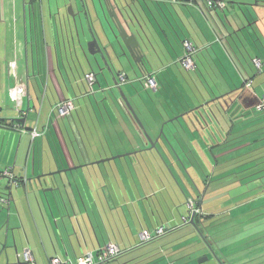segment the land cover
<instances>
[{"label": "crops", "instance_id": "1", "mask_svg": "<svg viewBox=\"0 0 264 264\" xmlns=\"http://www.w3.org/2000/svg\"><path fill=\"white\" fill-rule=\"evenodd\" d=\"M180 3L178 5H184L180 7L181 11L177 10L178 5L175 3L177 11L173 14L180 25L177 17L185 22V25H181L185 35L181 33V39L178 40L182 54V39L196 42L192 36L194 29L190 28V25L193 28L196 24L199 25V18L204 21L203 27L210 35L213 34L210 26L216 32L212 19L220 29L222 28L213 15L215 9H209L212 16L210 19L199 0H185ZM66 5L67 0H0V118L5 120L4 123L21 124L26 130L22 134L0 127L1 138L4 135L5 141L7 139V144L4 141L0 146V197L9 199V204L0 203V264H51L52 258L62 261L70 258L75 263L77 257L90 251L96 252L110 240L119 243L122 249L112 264H191L190 254L181 261L177 256L183 250L177 252V242L183 233L176 218H169L164 235L154 236L148 241L138 238L143 230L152 231L165 225L157 216L161 214L163 204L158 200L156 211L155 202L151 201V197L160 192V186L152 185L151 192L149 190V193H145L146 196L136 198L135 177L141 175L140 179L144 181H140L141 185L146 184L145 181L149 186L151 183L152 173L147 172L143 165L148 158L142 156L140 159L137 156L135 161L132 155L121 156L125 157L126 161L120 168L125 174L122 185L114 168H102L101 164L108 162L107 160L96 163L104 156L94 150L98 144L93 141V135L92 138L89 136V144H86L87 140L81 128V125L84 128V122L82 119L77 122L73 114L75 109L77 110L75 98L78 93L75 85L78 80H74L75 75L72 77L70 71L75 57L82 61V57L84 58L77 38L81 39L83 46L85 45L79 29L72 23L70 14L64 11ZM221 19L226 25L225 20ZM203 33L207 37L206 33ZM217 38L212 42L206 39L207 45L203 39L199 45L194 43L197 49L196 66L191 79L198 84L196 94L199 100L211 97L214 99L211 103L204 102L200 107L197 106L195 113L186 121L190 129L185 127L192 131L189 135L193 140L203 139L206 141L205 145L223 148L222 151H226L225 148L230 149L223 155L222 162L225 164L233 160L235 166H228L226 169L224 165V175L227 174L226 171L232 173L237 170L238 173L243 172L238 176L242 183H249L247 181L257 178L253 175L264 170V112L258 111L255 105L264 94V55L253 57V62L256 58L261 59L262 66L258 69L255 65L258 71L252 76L238 65L225 46L224 38L219 35ZM217 40L222 41V46L217 45L215 48L214 42ZM211 48L216 56L210 51ZM201 51H208L204 56L211 66H217L216 59L220 57L218 61L220 60L221 66H217L216 71L207 69L212 79L219 82L218 90L206 85L204 87L201 83L202 79L208 84L200 71ZM145 54L146 59L142 66L148 70L143 72L138 62L139 73L141 76L146 72L153 74L158 77L160 84L164 82L160 73L169 74L165 69L173 68L181 57L174 44L165 45L163 42L158 48L145 50ZM236 56L241 61L239 55ZM15 58L16 67L12 64ZM242 65L245 68V65ZM119 73L125 74L126 82L130 80L128 74L121 71L117 64L118 80ZM105 76L108 80L106 71ZM18 79L25 80L26 86L22 93L15 96L13 89ZM101 90L105 92L104 89ZM129 91L137 96V91L131 88ZM94 94L96 96V91ZM67 98L74 99L75 108L70 117L63 118L68 119L82 154L74 150L75 143L71 140L69 142L66 137V131L70 134L67 123L52 112L55 104ZM215 107L221 114L214 110ZM168 109V115L173 113L170 107ZM209 110H212V114ZM213 114L218 124L212 117ZM126 115L127 119H131L127 112ZM15 117H25L26 120L22 124L14 121ZM125 119L122 116L125 123L123 129H128L129 124ZM171 126L172 124L166 123L165 128L172 130ZM177 127L183 130L178 124ZM32 130L41 134L33 138L30 133ZM209 130L211 132L208 133ZM17 136H20L18 146ZM23 136L29 137L31 144L28 152L21 154ZM55 146L58 154L54 151ZM235 147L242 150L233 154ZM117 158L120 157L115 159ZM112 160L114 159L109 161ZM59 170L61 173H57ZM106 171L114 173L118 185L111 186L104 180L107 177ZM51 172L54 174L48 175ZM158 173L153 175L155 179H159ZM38 176H41L42 184L36 180ZM30 179H33L32 183ZM258 184L259 182H254L248 185V188L259 187ZM215 195L207 201L208 206L214 204ZM256 196L262 197L264 193L258 192ZM203 202H200V206ZM200 209L199 207L198 210ZM28 247L32 249L34 256L31 262L25 261L22 254Z\"/></svg>", "mask_w": 264, "mask_h": 264}, {"label": "rangeland", "instance_id": "2", "mask_svg": "<svg viewBox=\"0 0 264 264\" xmlns=\"http://www.w3.org/2000/svg\"><path fill=\"white\" fill-rule=\"evenodd\" d=\"M140 1L143 2V0ZM199 1L208 17L211 19V12L208 8L206 0ZM229 1L230 0H227L228 9H219L217 11L213 10V15L222 29L218 27L214 19L211 21L213 22L216 32L210 26V30L213 33L211 35L204 29V21L200 18L197 20L199 25L196 24L194 28L192 25H190V28L194 29L192 30V36L194 37L193 39H196V42L194 41V43L199 45L201 39H203L204 42L206 39L212 42L214 41L213 39H218L217 35L221 36L224 38L223 40L225 46L231 55L236 59L238 65L242 67L245 73L247 70L250 75L254 76L258 70L256 69L253 62V57L255 55H264V0H259L258 5L255 0H240L247 4H236ZM67 2L68 5L64 7V11L70 14L69 5L73 6L75 18L72 14H70V18L73 25L77 27L76 29H79L80 31L81 38L83 39V43L85 45L84 48L86 49L88 56L93 58L88 51V41L91 37V34L86 17L82 10V2L81 0H67ZM149 5L152 8L155 7L152 1L149 2ZM162 6L167 11L170 19L174 22V18L169 12L170 10L175 12V5L173 6L170 0H168L167 4L162 3ZM176 7L177 10H180L179 6ZM188 16L190 17V15ZM221 18L225 20L227 26L223 23ZM177 19L181 22L180 17H177ZM159 20L161 23V29L167 30L166 33L168 35L165 34L164 31L157 33L156 31H153L152 28L148 29L151 43L149 44L147 41L148 46L143 45L144 50H152L154 47L158 48L162 42L165 45L168 43L170 45L172 43L174 44L177 53H179L178 55H180L181 52L178 43L179 36L177 35L174 37L173 33L167 29L168 26L165 24L163 19L159 18ZM185 29L187 30V28ZM186 32L188 33V31ZM203 32L206 33L205 35L207 37L204 36ZM207 41L205 42V45L208 44ZM77 42L79 43L78 38ZM214 44L215 48L217 45L222 46V41L220 42L217 40L214 42ZM212 49L213 48H211L210 51L216 56ZM201 52L200 58L202 60L199 61L201 70H198L202 71L204 75L203 77L208 83L206 86L218 90L217 87L219 82H216L212 79L211 74L207 72V69L211 70L212 72H214L213 70L216 71L218 67L221 66L219 63L220 60L218 61V58L220 59V57L217 56L218 58L216 59L218 67L214 64L211 66L208 65L204 56V54H207L208 51ZM236 55H239L241 61H239ZM82 59L83 66L81 67L79 65L78 59L75 57L77 67H75L74 73L71 72V74L72 77L75 75L73 77L74 80H78V84L75 85L76 91L78 93V97L75 98L77 110L75 109L73 114L77 122H79L80 119H82L84 122V128L82 125L81 128L83 135L87 140L86 144H89V136L92 138L93 135V141L98 144L94 150L104 156L102 159H109L120 154L122 155L128 153H131L129 155L131 157L133 153L132 158L135 159V161H137V156H139L140 159H142V156H144L148 158L147 160H149V157L145 151L142 153L136 152L139 148L144 147V138L142 134H140L139 130H137L138 125L135 124L132 119H127L128 117L126 115V111L119 100L121 95L120 90L117 87H115L113 91L109 88L114 84L113 78L108 74L109 77L107 80L106 76L100 72L99 67L94 61L92 63V67L87 62L86 58L82 57ZM242 64L245 65V68ZM72 65H74V61ZM118 66L121 71H125L128 74L130 79L122 85V89L134 106L139 118L145 125L146 130L153 137H156L162 133L164 125L161 126V121L163 118L167 119V111H169L167 106H164V102L159 100V98H161L159 94L166 95L167 91L171 92L173 90L178 93L179 98H177L180 101L177 99L173 103V101L169 100L171 107H173L176 112L178 111L177 104L181 105V103H184V108H187L185 102H189V99H192L193 104H196L199 101L197 100V96L194 91L195 86L191 81V77L194 76L192 75L193 71L187 73V71L181 66L176 65L173 68L171 67L169 69H165V72L168 71L170 75L167 73H160V77L164 81V84L162 82L161 84L159 83L160 89L162 91L160 93L159 90V93L156 94V92H154L152 89H145L143 84L144 82L139 79L141 73H139L137 63L133 57H123L122 65L119 63ZM94 69L98 79V82H96L93 86L94 90L96 91V96H94V93L86 94V92L90 90V86L85 78V75L87 74L86 71L91 72ZM180 69L183 71V75L179 74ZM135 70H137V73ZM168 75L169 77H167ZM176 80H183V83L180 81L179 83L175 84ZM186 81H188L190 84H188ZM130 88L135 92L137 91V96L129 93ZM101 89L106 90L105 92H102ZM178 90H180L182 93ZM105 95H107V98H105ZM97 98L99 101H97ZM181 107L179 111L184 109L183 107L181 109ZM214 110L221 114L218 108ZM211 111L212 110H209V112ZM170 115L172 114L170 113ZM122 116L127 119L125 120L129 124L128 129H123L125 128V123L122 121ZM212 117L217 123L215 114H213ZM65 119L66 118H63L70 130V134H68L66 131V137L68 138L69 142L73 141L75 143L76 147L74 150L82 154V149L80 148L79 142L72 131L69 121L68 119ZM179 129L181 130V128ZM209 132L211 131L209 130L208 133ZM197 133L199 134V132ZM23 137L24 139L21 145V154L27 153L31 144L29 137ZM4 141L5 136L2 135L1 138L0 135V146L2 143H4ZM19 141L20 136H17L16 146H18ZM184 143L187 144V146L189 145L194 152L189 154L191 159L193 157L194 165H188L187 159L185 158L187 155L185 156V154L180 153V157L182 161H184L187 170L184 171L183 165L181 163L178 164L179 160L176 159L177 161H175V164H170L172 168V173L170 174L166 166L171 162V160L169 155L166 154L167 151L164 150L163 145L165 144L161 142L162 145L159 144V146L166 162L160 156H158L155 160L150 159V162L147 163L152 167L151 169H147V172L152 173L150 186L147 185V181H145L146 184L141 185V182L143 181L140 179L142 178L141 175L136 176L135 183L137 187L134 189L136 192V198L143 195L146 196L145 193H149V190L151 192L153 187L152 185L160 186V192L152 196L151 201L155 202L154 206L156 211L158 210L157 201L160 200L163 204L164 208L162 206L160 212L161 214H156L160 221L165 224V227H168L167 221H169V218H176L177 223H179L178 225L182 226L180 229L183 233L182 238H180V241L177 242L179 243V245H177V252L183 249L177 254V256L180 258L179 261H181V259H185L187 255L190 254L192 258L190 260L191 262L189 263L191 264H264V196H256L258 192L259 194L264 193V170L260 171L257 175H253L254 177L257 176L254 181H247L249 183L244 181V183H242V180H240L238 176L242 175L243 172L238 173L236 172L237 170H235L232 173H228L226 171V175L223 173V167H225L224 165H226V169H228V166L231 168L235 166L233 160L226 162L225 164L222 162L224 159L223 155L226 154V151L229 152L230 149L225 148L226 151H222L224 150L223 148L218 149L217 147H209L205 145L206 141L203 139L199 141L198 139L187 140L186 138L182 141L183 147L185 145ZM5 144H7V139ZM175 146L178 150L180 149L178 144L175 143ZM235 148L237 150L234 149L235 151L233 154L236 152L239 153L242 150L238 149L239 147ZM54 151L58 154L56 146L54 147ZM71 151H73L72 147ZM125 163V157H120L112 161L102 163L101 165L103 169L109 168L110 170V168H114L118 179L120 180L119 182L123 185L122 182L124 181L123 178H125V174L120 170V168L121 166H124ZM147 164H143L144 167L147 168ZM136 165L138 166L139 164L136 162ZM111 171L109 172L110 177L109 173L106 171L107 177L111 179L106 177L104 180L109 185L116 186L118 184L114 179V173H111ZM136 172L139 171L136 170ZM157 172H159L158 175H160L159 179H155L153 176ZM104 180L103 182H105ZM254 182H259V187L257 186L256 188H248V185H251ZM1 187L2 186L0 185V188ZM209 187L211 188L208 190ZM200 195V202H203V199H205V212L214 214V218L203 219L204 225H200V229L207 234L210 244L206 240L199 241L200 233L198 229L196 227L194 228V226L191 224L184 225L183 222L184 218H187L190 215L189 202L193 200L195 203V206L191 211L197 210L196 202H199ZM213 195H215L214 204L208 206L207 201L209 199L211 200ZM201 207L202 206H200V208ZM193 213L196 214L201 212L198 211ZM152 231H155V229H152ZM140 234L141 233H139L138 238L142 240ZM207 246H210V248Z\"/></svg>", "mask_w": 264, "mask_h": 264}, {"label": "water", "instance_id": "3", "mask_svg": "<svg viewBox=\"0 0 264 264\" xmlns=\"http://www.w3.org/2000/svg\"><path fill=\"white\" fill-rule=\"evenodd\" d=\"M81 2L82 10L91 34L88 41V51L93 57L90 58L88 56V53L79 38V45L84 54V58L87 59V62L91 66L94 61L104 76L105 71H107L113 78L114 84L110 89L117 87L120 90L121 95L119 100L125 111L133 122L138 125V130L140 134H142L145 142L150 144L151 147L156 146L155 142L159 140V137L162 136V134L154 140L145 129V126L139 118L134 106L122 89L120 81L117 79L116 67L119 63L122 65L123 57L129 56L133 57L136 63H144L146 54L137 59L134 50H143L144 46H148L147 41L149 44L151 43L148 29L152 28V30L157 33L164 31L166 34L167 30L161 29L159 18L163 19L168 26L167 29H169L174 36L178 35L176 31L178 24L176 21L173 22L170 20L168 15L164 11L158 9V7L155 6L152 8L147 0H143V2L140 0H81ZM69 11L75 18L72 5H69ZM76 59H78L79 65L82 67L83 61L79 57H76ZM73 61L74 65H70V71L72 73H74V69L77 67L75 59H73ZM13 120L24 124L26 118L15 117ZM3 121L5 120L0 118V127H2L1 123ZM130 154L131 153L117 155L109 159H102L96 163L99 164L106 160L109 161L110 159ZM69 170L71 171V168ZM57 173H61V170L57 171ZM51 174H54V172L48 173V175ZM45 175L47 174H43V176ZM36 180L42 184L41 176H38ZM32 181L33 179H30L31 183ZM63 202L66 206L65 201ZM194 217L195 213H193L191 217L192 225H195ZM208 247L210 248V246Z\"/></svg>", "mask_w": 264, "mask_h": 264}, {"label": "built area", "instance_id": "4", "mask_svg": "<svg viewBox=\"0 0 264 264\" xmlns=\"http://www.w3.org/2000/svg\"><path fill=\"white\" fill-rule=\"evenodd\" d=\"M163 2H168V0H159ZM172 3H178L181 2L180 0H170ZM219 6L220 8H224L225 4L221 0H208V6ZM183 45V52L181 54V57L179 58V62L182 64V66L186 69H193L195 67V60H194V55L197 52L196 46L190 39H184L182 42ZM16 58L13 61V65L16 67ZM254 64L258 69H261L262 66V60L261 59H254ZM120 75V84H124L126 82V76L123 73H119ZM17 78V76H16ZM85 78L90 86V90L88 91V94H93L95 92L93 86L97 82V75L96 73L90 72L85 75ZM140 80L144 82V87L147 90H154L156 91L158 88V82L156 77L149 73L146 72L140 77ZM250 85V83L248 84ZM26 86L25 80L18 79L17 83L13 89V93L15 96H18L20 93H22L23 88ZM75 108V102L73 98H67L59 101L57 104L53 106L52 112L57 115L58 117H70L72 115V111ZM256 109L258 111H263L264 112V94L259 98L257 104H256ZM0 114H1V109H0ZM2 127L7 128V129H12L18 132L25 133L26 130L22 128L21 124L18 123H12V122H2L1 123ZM31 135L33 138L39 136L41 133L37 130H32ZM7 173V171H6ZM0 203L3 205L9 204V199L5 197H0ZM190 205V210L195 206L194 201L189 202ZM197 210L191 211L193 212H198ZM184 222H188V218H184ZM166 233V228L165 226H158L155 228V231L151 230H143L140 234L141 239L143 241H148L152 239L154 236H162ZM122 252V249L120 245L115 242V241H108L105 243L103 246H101L96 252L90 251L87 253L82 254L81 256L76 258V262L74 263L70 258L62 261L59 258H52L50 260L51 264H112L113 260L119 256ZM25 261L31 262L34 260L33 252L30 247L25 248L22 252Z\"/></svg>", "mask_w": 264, "mask_h": 264}, {"label": "trees", "instance_id": "5", "mask_svg": "<svg viewBox=\"0 0 264 264\" xmlns=\"http://www.w3.org/2000/svg\"><path fill=\"white\" fill-rule=\"evenodd\" d=\"M181 2H184L185 0H180ZM195 1H197V0H195ZM222 2H224V4H225V6H224V8H220L219 6H216V5H214V6H208V8L209 9H223V10H226V9H228V7H227V4H226V2H227V0H221ZM256 2H257V5H258V2H259V0H255ZM153 2V4L156 6V7H158V9H160V10H162V11H164L167 15H168V13H167V11L163 8V6H162V3H165V4H167V2H163V1H159V0H153L152 1ZM229 2H233V3H236V4H247V3H245V2H242V1H240V0H230ZM264 2V1H263ZM172 3V2H171ZM173 4V6L175 5L176 6V4L175 3H172ZM178 4H181L180 2H178L177 3V5ZM207 5H208V0H207ZM179 7H181V6H184V5H178ZM186 7H188V6H186ZM176 8V7H175ZM177 10H175V12H176ZM172 16H173V18H174V21H176V18H175V16H174V11H172V10H170V12H169ZM168 17L170 18V16L168 15ZM181 19V22H182V26L183 25H185V22L182 20V18H180ZM171 20V19H170ZM176 23L178 24V27L176 28V31H177V33H178V36H179V40L181 39V33H183V35H185V32H184V28L183 27H181V25L179 24V22H177L176 21ZM185 38V37H184ZM181 42H183V39L181 40ZM182 49H183V45H182ZM194 60H195V55H194ZM176 66H181L184 70H186L187 71V73L188 72H191V71H193V72H195V67L193 68V69H186V68H184L183 66H182V64L180 63V62H178L177 64H176ZM196 66V65H195ZM180 67V68H181ZM141 69H142V71L143 72H145V71H147L148 69H146V68H144V67H140ZM168 72V71H167ZM178 73V72H177ZM179 74H181V75H183V71L180 69L179 70ZM156 79H157V82H158V88H157V90L156 91H154V92H156V94L157 93H159V90H160V93H161V89H160V85H159V80H158V77H156ZM181 81V80H180ZM179 80H176L175 81V84H177V83H179L180 82ZM191 81H192V79H191ZM188 84H190L188 81H186ZM181 83H183V80L181 81ZM192 83L194 84V86H195V89H194V91H195V93H196V89L198 88V84H196V83H194L193 81H192ZM201 83H202V85L204 86V87H206L205 85H206V82L204 81V80H202L201 79ZM123 85V84H122ZM121 85V86H122ZM179 92H181L180 90H178ZM191 91H192V89H191ZM193 91V92H194ZM182 93V92H181ZM160 96H161V98H159V100L160 101H163L164 102V106L166 105V106H168V108L170 107L171 109H172V111H173V113H171L172 115H168V117H167V119H164L163 118V120L161 121V123L164 125L163 126V132L161 133L162 134V136H160L159 137V140L157 141V142H155L156 143V146H154V147H151V145L150 144H148V143H145L144 142V147H142V148H139L136 152L137 153H142V152H146L147 153V156L149 157V160L148 161H146V163L145 164H147V163H149L150 162V159L152 160V159H157V157L158 156H160V157H162L163 158V160L165 161V157L163 156V153H162V150H161V148H160V146H159V144H161V142H163L165 145H163V147H164V150H166L167 151V155H169V158H170V160H171V162L170 163H168V165H167V163H166V167H167V170L170 172V174L172 173V168H171V166H170V164H175V161H177V160H179V162H178V164H182L183 165V169H184V171L185 170H187V167H186V165L184 164V161H182V159H181V157H180V153H183V154H185V158L187 159V163H188V165L190 164V166H193L194 164H193V157H192V159L189 157V154H192V152H193V150L191 149V147L188 145L187 146V144H185L184 145V147L182 146V141L184 140V139H186L187 138V140H189V139H191V137H190V133L192 132L191 130H189L190 128H189V126H188V124L186 123V121H188L189 120V118L191 117V114H193V113H195V110L197 109L196 107L198 106V107H200L204 102H213L212 100L214 99L213 97H211L210 99H202V100H199V98H198V96H197V94H196V96H197V100H199L198 101V103H194L193 104V101H192V99L190 100L189 99V102L188 101H186L185 102V105L187 106V108H184L185 106H184V103H181V105H179V104H177V108H178V111L176 112H174V110L175 109H173V107H171V104H170V102H169V100H171V101H173V103H174V101L175 100H177L178 98H179V95H178V93L175 91V90H173V91H171V92H168L167 91V93H166V95L165 94H159ZM178 97V98H177ZM179 100V99H178ZM180 101V100H179ZM210 102V103H211ZM257 102H258V100H257ZM257 102H256V104H257ZM255 104V105H256ZM184 108V109H182V107ZM180 107H181V111H179V109H180ZM177 108H176V110H177ZM169 110V109H168ZM170 111V110H169ZM166 123L167 124H172V130H168V129H166L165 128V125H166ZM182 123H183V125H182ZM161 124V125H162ZM177 124L178 125H180V126H182L183 127V130L181 129H179L178 127H177ZM186 124V125H185ZM145 126V125H144ZM185 126H188V130L186 129V127ZM138 128V127H137ZM145 129H146V127H145ZM138 130V129H137ZM194 133V132H193ZM160 135V134H159ZM158 135V136H159ZM158 136H156L155 138H158ZM153 137V136H152ZM186 137V138H185ZM155 140V139H154ZM175 143L176 144H178V147L180 148L179 150L176 148V146H175ZM162 145V144H161ZM186 147V148H185ZM180 150H181V152H180ZM194 153V152H193ZM151 156H150V155ZM132 155H133V153H132ZM177 159V160H176ZM195 161V160H194ZM166 162V161H165ZM152 163V162H151ZM144 164V165H145ZM148 165V164H147ZM181 167V166H180ZM152 167L150 166V165H148V167H147V169H151ZM199 199H201V195H200V198ZM205 199H203V201H204ZM200 205H201V203H200V200H199V202L197 201L196 202V206H197V208L199 209V207H200ZM199 212H201V213H196L195 214V217H194V221H195V225H193L194 226V228L196 227L197 229H198V231H199V233H200V235H199V241H204V240H206L209 244H210V242H209V240H208V236H207V234L206 233H204L201 229H200V225L202 224V225H204V222H203V219H212V218H214V214L213 213H207V212H205V209H204V202L202 203V207H201V209L199 210ZM192 213H191V211H190V215H189V217H187L188 218V222L186 223V224H191V217H192ZM184 222V221H183ZM185 223V222H184ZM192 225V224H191ZM166 228V227H165ZM166 231H167V228H166ZM201 235H202V237H201ZM224 264V263H223Z\"/></svg>", "mask_w": 264, "mask_h": 264}, {"label": "flooded vegetation", "instance_id": "6", "mask_svg": "<svg viewBox=\"0 0 264 264\" xmlns=\"http://www.w3.org/2000/svg\"><path fill=\"white\" fill-rule=\"evenodd\" d=\"M134 52H135V56H136L137 59L145 54V50L144 49L143 50H137L136 49V50H134ZM138 65H139V67H143L142 66L143 65L142 62H139Z\"/></svg>", "mask_w": 264, "mask_h": 264}]
</instances>
